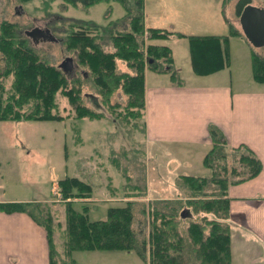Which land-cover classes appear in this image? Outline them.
Instances as JSON below:
<instances>
[{
  "label": "trees",
  "instance_id": "obj_1",
  "mask_svg": "<svg viewBox=\"0 0 264 264\" xmlns=\"http://www.w3.org/2000/svg\"><path fill=\"white\" fill-rule=\"evenodd\" d=\"M53 1L42 0L45 11ZM100 1L109 5L104 23L72 21L62 38L64 49L75 53L81 75L67 74L43 59L28 38L19 34L16 23L0 21V121L105 117L84 103L86 73L98 106L115 118L134 121V127L140 122L143 130L145 69L168 73L172 82L180 83L171 47L155 41L171 36L187 38L192 70L205 74L229 62L228 37L236 35L250 47L252 78L264 82V54H258L230 23L227 34L189 35L144 25L142 0H61L82 6L86 13L88 6ZM111 2L122 8L115 20L110 19ZM250 2L236 0V16ZM118 91L125 96L123 104L111 102ZM57 93L67 100L70 110L59 109ZM208 134L211 146L201 160L207 174L180 173L176 197L144 202V182L129 183L126 167L112 151L110 162L125 179L126 200L122 206L108 207L104 219L90 220L86 205L74 208V200L89 198L92 192L89 183L75 176L56 182L64 210L62 224L46 202L0 201V211H23L45 229L49 264H77L71 257L73 251L95 249L132 250L147 264H230L227 187L256 176L262 164L246 145L230 146L216 125H208ZM56 232L63 237L61 251L54 244Z\"/></svg>",
  "mask_w": 264,
  "mask_h": 264
},
{
  "label": "rangeland",
  "instance_id": "obj_2",
  "mask_svg": "<svg viewBox=\"0 0 264 264\" xmlns=\"http://www.w3.org/2000/svg\"><path fill=\"white\" fill-rule=\"evenodd\" d=\"M235 2L236 0H205L203 2L195 0L191 6L195 12L211 15L216 13L219 19L225 20L224 16L227 15V19L231 21V23L227 22L229 30V23L238 28L234 25L237 24ZM110 4V19L115 20L122 15V8L116 2ZM87 8L88 14L80 5L72 6L63 4L61 0H55L45 11L42 0L26 2L0 0V21L16 23L19 34L28 38L38 54L59 67L65 58H75V53L66 51L62 42L69 23L87 19L104 23L108 18L104 17L109 8L107 2L100 1ZM44 25L51 28L52 39L33 43L31 38L23 33L24 30L33 26ZM164 43L172 47L177 63L181 64V74L191 73L189 54L185 46L187 39L173 36L169 40H164ZM230 48L234 55L232 67L238 69L235 74H243L242 76L252 81L250 64L244 57L246 51L248 52V45L241 38L231 36ZM254 50L263 55L264 45L255 47ZM71 63V67L65 71L68 74L81 75L83 69L79 66L75 67L72 60ZM244 67H246L245 71ZM85 75L84 79L80 77L84 84L82 86L84 103L94 110H101L105 117L69 118L63 121H0V198H9L20 192L31 194L34 198L41 200H50L58 179L64 176L84 177L85 180H92L90 184L94 191L90 198L74 200L73 206L80 210L83 205H86L90 220L104 219L108 207L122 206L126 200L125 190H123L125 179L110 162L112 151L114 155H117L121 165L126 167L127 174L131 177L129 183L144 182L146 194L152 198L176 197V186L179 181L177 178L180 174L177 172L182 171L192 175L207 174L208 171L196 157V152L185 154L181 148L173 149L164 145L149 144L144 139L140 122L137 127H134V121L115 118L106 109L99 107L98 98L94 96L95 88L88 80L86 73ZM183 78L189 82L195 77ZM8 84L9 80L6 81V86ZM55 101L59 109L65 107L70 110L67 100L59 93L56 94ZM111 102L123 104L125 96L118 91L112 95ZM12 143H16L17 147L12 146ZM27 150H29V157L19 158L25 156ZM151 173L159 177L150 179ZM164 188L171 193L155 197L158 196L157 192ZM147 195L142 198L144 202L148 199ZM46 204L55 219L62 224L64 210L61 200H57L52 195V201H47ZM184 223H187V220H184ZM62 240L60 232L55 233L54 244L57 250H61L60 241Z\"/></svg>",
  "mask_w": 264,
  "mask_h": 264
},
{
  "label": "crops",
  "instance_id": "obj_3",
  "mask_svg": "<svg viewBox=\"0 0 264 264\" xmlns=\"http://www.w3.org/2000/svg\"><path fill=\"white\" fill-rule=\"evenodd\" d=\"M142 1L146 26L189 35L228 33L227 22L231 21L227 15L223 20L217 18L216 13L195 12L191 6L195 0ZM251 3L264 8V0H251ZM230 37L229 62L217 70L194 73L188 40L185 46L191 73L186 75L181 74V64L177 63L169 45L179 72V84L172 82L168 73L145 69L143 135L152 145L181 148L185 154L194 151L201 161L211 146L208 125L214 124L230 146L244 144L256 155L262 164L260 172L227 187L229 251L230 264H264V82H257L252 76L250 81L243 74H235L238 69L232 67L234 55ZM155 41L166 44L164 40ZM248 48L244 57L250 64L251 75L249 45ZM183 77L195 78L188 82ZM12 146L17 147V144L12 143ZM25 153L19 158L29 157V150ZM150 176V179L159 177L152 173ZM81 179L92 181L91 178V181ZM170 193L164 188L155 197ZM14 195L0 198V201H42L31 194L18 192ZM71 257L77 264H147L132 250H76ZM0 264H49L46 231L23 211H0Z\"/></svg>",
  "mask_w": 264,
  "mask_h": 264
},
{
  "label": "water",
  "instance_id": "obj_4",
  "mask_svg": "<svg viewBox=\"0 0 264 264\" xmlns=\"http://www.w3.org/2000/svg\"><path fill=\"white\" fill-rule=\"evenodd\" d=\"M239 24L244 36L251 45L255 47L264 45V8L252 4L245 5L239 14ZM24 33L35 42L39 39H52L50 34H46L45 30L37 26L25 30ZM71 64V58H65L59 67L66 70L70 68Z\"/></svg>",
  "mask_w": 264,
  "mask_h": 264
},
{
  "label": "flooded vegetation",
  "instance_id": "obj_5",
  "mask_svg": "<svg viewBox=\"0 0 264 264\" xmlns=\"http://www.w3.org/2000/svg\"><path fill=\"white\" fill-rule=\"evenodd\" d=\"M41 27V26H40ZM43 30H45L46 34H50L52 32L51 28L48 25H44L41 27Z\"/></svg>",
  "mask_w": 264,
  "mask_h": 264
},
{
  "label": "built area",
  "instance_id": "obj_6",
  "mask_svg": "<svg viewBox=\"0 0 264 264\" xmlns=\"http://www.w3.org/2000/svg\"><path fill=\"white\" fill-rule=\"evenodd\" d=\"M57 195H58V193H57Z\"/></svg>",
  "mask_w": 264,
  "mask_h": 264
}]
</instances>
